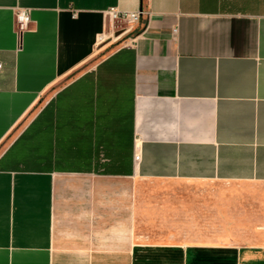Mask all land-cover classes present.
Wrapping results in <instances>:
<instances>
[{"label":"crops","instance_id":"obj_1","mask_svg":"<svg viewBox=\"0 0 264 264\" xmlns=\"http://www.w3.org/2000/svg\"><path fill=\"white\" fill-rule=\"evenodd\" d=\"M0 64V264H264V0H0ZM149 181L228 185L235 229L163 231Z\"/></svg>","mask_w":264,"mask_h":264},{"label":"rangeland","instance_id":"obj_2","mask_svg":"<svg viewBox=\"0 0 264 264\" xmlns=\"http://www.w3.org/2000/svg\"><path fill=\"white\" fill-rule=\"evenodd\" d=\"M123 42L124 40H118L117 46ZM145 191L147 198L142 199V205L144 204L147 210H153L148 212L145 217H149L155 223L154 218L157 217V211L154 212V210L160 207L162 217L165 216V224L162 229L165 232L173 233V228L179 227L180 236L188 238L187 229L190 218L196 214L197 237L214 238L219 235V228L223 224L221 212L223 211L226 215L227 207L229 208L228 223L232 224L229 228L235 224L230 219L235 218L236 201L232 198L236 197L237 191L228 185L149 181ZM146 204L147 206H145ZM157 230L156 227H149V231H154V233Z\"/></svg>","mask_w":264,"mask_h":264},{"label":"built area","instance_id":"obj_3","mask_svg":"<svg viewBox=\"0 0 264 264\" xmlns=\"http://www.w3.org/2000/svg\"><path fill=\"white\" fill-rule=\"evenodd\" d=\"M105 15L108 17L110 21L111 28L115 30V28H120L123 31L127 29L128 27L138 24L141 19L144 16H147V18L150 17V13L147 11H143L142 9H137L136 11H130V12H122L117 10L116 8H110L107 11H105ZM30 24V17L28 14V11L20 9L17 11L15 15V27L18 34H21L24 32L28 25ZM123 27V28H121ZM176 29L172 30V33L175 34ZM0 70H1V64H0ZM139 160V155L134 154V161Z\"/></svg>","mask_w":264,"mask_h":264}]
</instances>
